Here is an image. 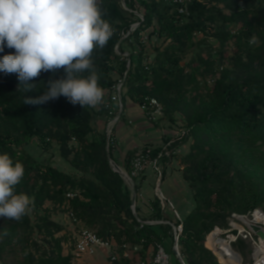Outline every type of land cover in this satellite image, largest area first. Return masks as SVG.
<instances>
[{"label":"trees","instance_id":"1","mask_svg":"<svg viewBox=\"0 0 264 264\" xmlns=\"http://www.w3.org/2000/svg\"><path fill=\"white\" fill-rule=\"evenodd\" d=\"M99 6L113 28L107 44L93 52L98 84L104 90L100 104L82 108L63 96L41 105L24 104L26 96L41 94V81L65 77L64 70L54 76L42 73L34 80L41 82L37 91L31 92L19 87L16 73L0 72V154L7 152L14 162L23 164L25 173L15 192L34 198L21 220L0 217V264H75L72 251L79 226H73L67 216L64 222L54 220L47 203L64 208L66 215L72 212L81 226L115 243L116 259L108 258L109 264H138L157 245L171 255V264H181L173 253L174 225L179 220L166 213L168 207L157 196L142 212L141 181L131 176L135 151H129L123 161L115 158L113 132L108 137L105 130L94 127V117L109 122L107 104L122 78L121 119L129 101L141 107L154 98L163 105L170 124L186 130L161 159L179 160L195 204L182 218L178 250L185 264H220L206 238L212 239L216 226L226 228L231 214L264 205L261 181L239 168L213 142L238 136L264 146V0H185V14L171 0H99ZM147 31L150 45L152 37L160 41L151 45V60L143 43ZM253 36L256 42L249 43ZM125 42L131 50L128 68L127 57L122 56ZM207 42L213 52L205 58L197 48ZM13 52L5 47L0 57ZM188 56L191 63L199 64L187 72L182 61ZM207 73L214 84L206 87L205 94L190 99L182 94L198 75ZM34 137L44 149L56 145L73 173L42 164L25 150ZM163 144L152 147V157L159 156ZM187 144V153L176 154ZM109 159L132 177L134 210L133 189L112 169ZM69 193L75 196L69 198ZM147 220L161 223L142 224ZM135 246L138 250L133 252Z\"/></svg>","mask_w":264,"mask_h":264},{"label":"clouds","instance_id":"2","mask_svg":"<svg viewBox=\"0 0 264 264\" xmlns=\"http://www.w3.org/2000/svg\"><path fill=\"white\" fill-rule=\"evenodd\" d=\"M113 35L103 18L99 0H0V72L16 73L25 92L24 104L41 105L65 97L73 105L95 107L104 97L93 60L95 49H102ZM253 36L249 43H255ZM63 69L65 77L35 83L42 73ZM85 72L89 74L84 75ZM25 173L21 162L0 154V217L19 221L34 204V198L17 194Z\"/></svg>","mask_w":264,"mask_h":264},{"label":"rangeland","instance_id":"3","mask_svg":"<svg viewBox=\"0 0 264 264\" xmlns=\"http://www.w3.org/2000/svg\"><path fill=\"white\" fill-rule=\"evenodd\" d=\"M136 25V24H135ZM150 31H147L144 33L143 43L145 44V49H147V54L150 56V60L153 58V49L151 48V45H158L160 41L156 40L155 37L151 38V45L148 43V33ZM212 41V40H211ZM123 48L125 51L124 54H122L120 51L119 53L122 54L123 57H127V68L130 65V62L132 61L129 58V54L131 52L130 46L127 45L125 42L123 45ZM212 47L207 42L201 47L197 48V51L201 52L205 58H208L209 54L213 51H210ZM235 48H230L227 52L228 55L232 54L234 52ZM145 58V57H144ZM215 58H213L214 60ZM133 60H136V55L134 56ZM146 62V59L144 60ZM198 61H194V63H191V56L186 57L182 61V66H185L187 68V72L189 71V67L191 66H198ZM214 84V80L212 78L211 73L204 74L203 76L198 75L196 77V80L193 84H189L184 89L185 92H182L184 96H186L188 99L195 96V94L198 93H206V87H212ZM182 95V96H183ZM109 94L106 98L108 99ZM159 102V101H158ZM160 103V102H159ZM163 108V105L160 104ZM94 127L96 129L105 130L107 133V125L108 121L105 117H94ZM153 124H158V127L162 130V134H164L163 141L161 142V145L163 142L170 138L172 141L171 146H175V142L177 143L178 140L183 138L186 135L185 129H180L178 125H171L170 122L167 120V118L162 116V119L158 120V122H153ZM104 126V127H103ZM214 144L225 151L227 155L235 162V164L244 170L247 174H253L259 181H261V184L264 188V146L260 145L259 143L253 144L250 141H246L238 136H231L230 138H227L224 141L214 140ZM171 147V148H172ZM189 144L184 145L176 150V154H185L187 153ZM146 147H142L139 149H144ZM154 148V147H153ZM139 149H134V153L136 154V151ZM25 150H27L33 157H35L39 162L42 164L50 165L52 164L56 168L60 170H65L69 173H73V169L70 167V165L58 155V148L56 145H53L49 149H44L38 142V139L34 137L31 142L26 145ZM125 157V156H124ZM167 165H170L173 174L176 176H182V169L180 167L179 160H177L176 157H172V159H169L167 161H160L158 164V168L162 172V181L164 179V169L167 167ZM152 170L154 175V184H153V190L156 195V184L158 179V174L154 167L148 162L145 165V168L135 177L141 181V183L146 179V170ZM124 170V169H123ZM125 172V171H124ZM183 178V177H182ZM181 179V177H180ZM166 181V180H165ZM165 181L160 183L161 190L165 194ZM127 183V182H126ZM127 185L131 187L128 183ZM176 187V185H174ZM134 187V182H133ZM133 187H131L133 189ZM141 187V186H140ZM135 190V189H133ZM140 192V191H139ZM46 207L49 208V210L52 212V218L59 222H64V219L66 217L64 208H57L52 206L50 203L46 204ZM170 209V208H168ZM257 211L264 215V205L261 207H257L251 212H247L244 214L235 213L231 214L229 218L227 219V227L223 228L221 226H216L214 228V231H217L215 234H213L211 240H208L206 238V243L208 248L214 252V254L217 256L218 261L220 264H223L219 258V247L226 246L232 251L234 257L236 260H238V264H255L256 261L264 258L263 252L261 253L259 249L256 250V247L253 244V241L249 239L247 236V232L250 231L249 225H258L255 222L253 213ZM170 214L173 217L172 210L170 209ZM256 220L261 221L258 216H261L260 214H256ZM264 217V216H263ZM213 243V247L212 244ZM261 244L264 246V241H261ZM261 253V254H260ZM76 260V259H75ZM109 260V259H108ZM76 262V261H75ZM76 264V263H75ZM87 264V263H86ZM234 264V263H233ZM264 264V262H263Z\"/></svg>","mask_w":264,"mask_h":264},{"label":"built area","instance_id":"4","mask_svg":"<svg viewBox=\"0 0 264 264\" xmlns=\"http://www.w3.org/2000/svg\"><path fill=\"white\" fill-rule=\"evenodd\" d=\"M171 1L174 4L181 6L179 8L180 13H184V14L186 13L187 9L185 7V0H171ZM136 26L137 24L133 25V28H135ZM123 83H124V78L119 79L117 81V83L115 84L110 94V99L107 104L108 114L110 116L109 118L110 120L107 125L108 137L112 134L117 123H119L122 120L121 115L123 112V104H122ZM141 107L144 111L145 118H147L150 122H158V120L162 119L163 108L156 99L154 98L146 99V101ZM171 143L172 141L170 140L166 142L165 144H163L162 152L157 157H152V152H151L152 147H146L144 149H139L138 151H136V154L131 161V165H132L131 176L138 175L145 168V165L148 162L156 170L158 174V179L156 180L157 181L156 196L160 199L162 206L164 205V207L167 206L168 208H170L172 210L174 218L179 220L180 222V224L174 225L173 249H176L178 251V255H177L179 257L178 259L181 260L183 264H185L178 250V240H179V235L182 232L181 223L183 219L180 217V214L175 209L173 203L164 195V193L161 190V186H160V183L162 182V172L158 168V164L160 163L161 159L164 157V154L169 153V147L171 146ZM74 196H75L74 193L68 194L69 198H73ZM66 216L73 226L74 225L79 226V229L75 231L76 232V245H75L74 250L72 251V254L75 259L82 257V256H87V257L95 256L97 252L100 251L101 247L108 248V253H107L108 258H111L113 260L116 259V256L113 253V250L117 248L115 243L103 241L100 237H98V235L94 231L81 226V224L79 223V221L77 220V218L74 216L72 212H69ZM167 222H163V223H167ZM158 223H161V222L150 221V220L142 221V224H158ZM256 224H258L264 229V225L262 224V222H256ZM246 237H249V239L253 241V244L256 247V250L259 249L261 253L264 251V246L263 244H261V239L258 236H256L251 229L249 232H247ZM137 250H138V247L135 246L133 249V252ZM262 255H264V252ZM125 256L131 257L130 252H126ZM138 264H171V255L165 251L162 245H157L155 251L151 253V255L147 258V260L145 261L139 260Z\"/></svg>","mask_w":264,"mask_h":264},{"label":"crops","instance_id":"5","mask_svg":"<svg viewBox=\"0 0 264 264\" xmlns=\"http://www.w3.org/2000/svg\"><path fill=\"white\" fill-rule=\"evenodd\" d=\"M104 127V126H103ZM99 130H101L99 128ZM157 124H153L145 118L142 107L129 101L122 120L117 123L113 130V140L115 142L114 157L123 161L124 156L129 151L142 147H159L163 141L164 134ZM165 196L173 203L175 209L183 218L194 208L192 192L182 176L173 174L170 165L164 169ZM146 179L141 183L140 197L142 212H146L150 202L155 198L153 190V171L146 170ZM181 177V179H180ZM162 181V182H163ZM176 185V187L174 186ZM164 206V205H163ZM166 213L171 215L170 209L166 208ZM108 248L101 247L95 256H82L76 258V264H109L107 257ZM139 259V258H138ZM172 264H175L174 262Z\"/></svg>","mask_w":264,"mask_h":264},{"label":"water","instance_id":"6","mask_svg":"<svg viewBox=\"0 0 264 264\" xmlns=\"http://www.w3.org/2000/svg\"><path fill=\"white\" fill-rule=\"evenodd\" d=\"M123 1V0H122ZM110 165L112 167V169L117 172L118 174L121 175V177L131 186L133 187V180L131 177H129L128 174H126V172H124V170L116 163L114 162L112 159H109ZM134 189V187H133ZM132 200H133V204H132V208L133 210L135 209V204H136V191L133 190V195H132ZM250 229L254 232V234L256 236H258L261 240H264V229L259 226V225H250ZM173 253L177 256L178 255V251L176 249H173ZM178 257V256H177ZM179 258V257H178ZM181 262V260H180ZM181 264H183V262H181Z\"/></svg>","mask_w":264,"mask_h":264},{"label":"bare ground","instance_id":"7","mask_svg":"<svg viewBox=\"0 0 264 264\" xmlns=\"http://www.w3.org/2000/svg\"><path fill=\"white\" fill-rule=\"evenodd\" d=\"M257 213L260 214L259 212H255L253 215L255 220H256L255 215ZM260 215L261 216H258V218H260L261 221L256 220L255 222H262V224L264 225V217H263L264 215L263 216H262V214H260ZM261 241H264V240H261ZM212 247H213V243H212ZM218 254H219V258L223 264H233V263L238 264V260H236L232 251H230V249L228 247H226V246L219 247ZM263 262H264V258L258 260L256 264H263Z\"/></svg>","mask_w":264,"mask_h":264}]
</instances>
